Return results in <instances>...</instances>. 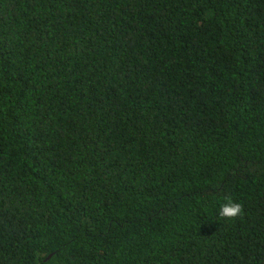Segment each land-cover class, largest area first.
<instances>
[{
    "label": "trees",
    "instance_id": "16d2710c",
    "mask_svg": "<svg viewBox=\"0 0 264 264\" xmlns=\"http://www.w3.org/2000/svg\"><path fill=\"white\" fill-rule=\"evenodd\" d=\"M0 264H264V0H0Z\"/></svg>",
    "mask_w": 264,
    "mask_h": 264
},
{
    "label": "clouds",
    "instance_id": "9594fccd",
    "mask_svg": "<svg viewBox=\"0 0 264 264\" xmlns=\"http://www.w3.org/2000/svg\"><path fill=\"white\" fill-rule=\"evenodd\" d=\"M222 201L218 210V216L220 218L231 221L243 214L244 206L231 196H224Z\"/></svg>",
    "mask_w": 264,
    "mask_h": 264
},
{
    "label": "water",
    "instance_id": "95a60500",
    "mask_svg": "<svg viewBox=\"0 0 264 264\" xmlns=\"http://www.w3.org/2000/svg\"><path fill=\"white\" fill-rule=\"evenodd\" d=\"M52 258V256H50L48 259H51Z\"/></svg>",
    "mask_w": 264,
    "mask_h": 264
}]
</instances>
